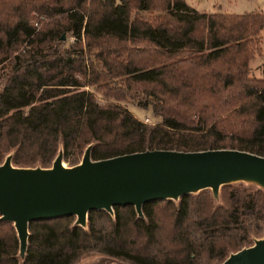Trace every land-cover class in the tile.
Instances as JSON below:
<instances>
[{
	"label": "trees",
	"instance_id": "trees-1",
	"mask_svg": "<svg viewBox=\"0 0 264 264\" xmlns=\"http://www.w3.org/2000/svg\"><path fill=\"white\" fill-rule=\"evenodd\" d=\"M146 12L151 19L131 17ZM264 14L203 13L184 0H0V163L72 166L162 149L264 156V78L250 76ZM71 38L66 43L67 36ZM149 107L157 123L121 102ZM31 221L23 258L0 220V264H220L264 233V191L209 189Z\"/></svg>",
	"mask_w": 264,
	"mask_h": 264
},
{
	"label": "water",
	"instance_id": "water-1",
	"mask_svg": "<svg viewBox=\"0 0 264 264\" xmlns=\"http://www.w3.org/2000/svg\"><path fill=\"white\" fill-rule=\"evenodd\" d=\"M91 145L80 161L67 166L59 150L50 167H16L10 155L0 163V220L16 233L23 258L31 221L72 215L84 227L87 213L132 205L138 217L144 203L209 189L214 199L220 186L253 184L264 191V156L237 149L176 151L153 149L91 160ZM220 264H264V233L252 244L229 253Z\"/></svg>",
	"mask_w": 264,
	"mask_h": 264
},
{
	"label": "rangeland",
	"instance_id": "rangeland-1",
	"mask_svg": "<svg viewBox=\"0 0 264 264\" xmlns=\"http://www.w3.org/2000/svg\"><path fill=\"white\" fill-rule=\"evenodd\" d=\"M118 2L119 0H115ZM184 2L198 12L203 13H231L241 14L245 12H254L264 14V0H184ZM138 16L143 19H151V16L146 12L132 14L131 17ZM259 53H256L249 62L250 76L255 78H264V26L259 34ZM71 38L67 36V42ZM128 111L138 120L149 124L157 123L158 118H155L149 107L141 108L134 102H121ZM64 163V162H63ZM65 164V163H64ZM76 264H123L112 258L101 255H88L81 257Z\"/></svg>",
	"mask_w": 264,
	"mask_h": 264
}]
</instances>
